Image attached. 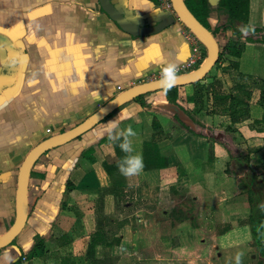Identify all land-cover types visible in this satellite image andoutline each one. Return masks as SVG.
I'll list each match as a JSON object with an SVG mask.
<instances>
[{
    "label": "crops",
    "instance_id": "crops-1",
    "mask_svg": "<svg viewBox=\"0 0 264 264\" xmlns=\"http://www.w3.org/2000/svg\"><path fill=\"white\" fill-rule=\"evenodd\" d=\"M109 1L138 26L170 15L153 0ZM248 13L250 27L264 28V0H248ZM181 28L174 20L156 34L131 37L97 0H0V239L14 221L16 176L27 153L123 91L154 81L159 67L183 63L190 48ZM249 46L257 55L264 42H244L239 58L220 64L234 61L237 68L215 72L225 92L235 83L251 90L246 84L254 78L264 81L263 55L258 73L242 71ZM208 73L198 82L209 83ZM164 90L125 102L33 161L25 180L26 222L0 250V264H237V256L239 264H264L245 224L248 188L261 197L264 133L246 124L233 129L227 116L189 113L178 99L180 110L167 103ZM254 101L249 117L258 120L262 110ZM174 110L185 119H175ZM114 120L117 132L131 126L137 133L133 154L144 162L137 176L118 171L125 153L104 133ZM35 236L43 254L28 259Z\"/></svg>",
    "mask_w": 264,
    "mask_h": 264
},
{
    "label": "trees",
    "instance_id": "trees-1",
    "mask_svg": "<svg viewBox=\"0 0 264 264\" xmlns=\"http://www.w3.org/2000/svg\"><path fill=\"white\" fill-rule=\"evenodd\" d=\"M182 3L190 16L216 40L218 48H221V51L218 54L219 61L222 54L230 58H239L244 49V43L239 41L242 36L239 32L233 30L232 23L240 24L241 29L248 26V0H218L214 7L209 6L207 0H182ZM210 14H215L217 18L222 15L224 17V22L219 23L217 21V23L212 26L208 19ZM226 31H231L232 34L238 38L237 41L226 40ZM257 32L258 30L254 29L253 34L244 36V41L248 43L264 42V37H254ZM215 66H217V64ZM236 68L237 63L231 61L227 68L221 70L227 72L229 69ZM221 88L220 82L217 79L212 78L207 84L195 82L188 85L165 89L164 97L167 103L180 110L183 109L177 105L176 102L178 99L183 100L186 106L190 108L189 113L196 114L203 110L210 115L227 116L233 129L241 124H246L250 130L264 133V81L261 79H255L252 83L251 90H246L243 85L238 83L233 84L227 92H223ZM253 93L257 94L254 104L262 110L261 118L258 120H252L249 117V104L253 99ZM138 98L140 97L135 99ZM185 113L187 112L185 111ZM174 118L178 120L176 115H174ZM151 128L154 131L152 141L156 143L158 139H156L154 133L156 132L158 125L153 118L151 121ZM261 142V148L264 149V138ZM261 187L262 192L260 202L259 198H254L249 188L247 190L249 214L245 219V224L248 227L251 238L250 247L264 257V244L261 240V225L264 220V181H262ZM69 190L70 188L67 187V191ZM33 241V246L26 254V258L28 259L37 258L43 254L41 239L35 236ZM90 247H92V245ZM20 259L21 257L18 258V262Z\"/></svg>",
    "mask_w": 264,
    "mask_h": 264
},
{
    "label": "water",
    "instance_id": "water-1",
    "mask_svg": "<svg viewBox=\"0 0 264 264\" xmlns=\"http://www.w3.org/2000/svg\"><path fill=\"white\" fill-rule=\"evenodd\" d=\"M169 2L174 15H169L153 26L147 27L138 26L130 22L113 7L109 0H97L101 12L115 25V27H117V29L131 37H145L156 34L163 30L165 27L169 26L175 20V18H177L178 22L186 27V29L202 45L205 55L204 60L196 69L192 70L189 73L177 76L175 82L171 87H178L195 83L203 79L206 73L216 64L219 50L216 40L207 30L201 27L193 18L192 19L194 20V23L190 22L189 19L185 17L181 9L184 8L182 0H169ZM207 2L209 6L214 7L216 6L218 0H207ZM171 87H168L166 85L164 79H157L154 81L136 85L130 89L123 91L122 93L111 99L104 106H102L100 109L95 111L93 114H91L76 126L62 133L50 136L36 144L27 153L18 168L15 189L14 221L11 229L0 239V249L7 247L25 225L27 218V210L25 206V180L28 176L31 165L36 158H38L48 150L65 145L68 142L78 138L89 129L94 127L102 119L107 117L115 109L123 105L125 102L147 93L161 91ZM171 106L168 104H159V107L161 109L173 110V107ZM174 113L180 119H185L181 111L174 110Z\"/></svg>",
    "mask_w": 264,
    "mask_h": 264
},
{
    "label": "clouds",
    "instance_id": "clouds-1",
    "mask_svg": "<svg viewBox=\"0 0 264 264\" xmlns=\"http://www.w3.org/2000/svg\"><path fill=\"white\" fill-rule=\"evenodd\" d=\"M242 35L247 36L254 33V28L245 26L241 30ZM177 68L174 65H169L162 71V78L165 80L166 85L171 87L177 78ZM117 122L108 121L104 129V133L107 134L108 139L112 141H120L119 148L125 153V156L118 162V171L124 177H133L141 174L144 169L143 157L139 154H133L134 148L132 144V137H135L137 133L132 129L131 126L126 129L117 132ZM240 257L237 256V264H239Z\"/></svg>",
    "mask_w": 264,
    "mask_h": 264
},
{
    "label": "rangeland",
    "instance_id": "rangeland-1",
    "mask_svg": "<svg viewBox=\"0 0 264 264\" xmlns=\"http://www.w3.org/2000/svg\"><path fill=\"white\" fill-rule=\"evenodd\" d=\"M249 14V13H248ZM172 15H174V12H173V14ZM208 19H209V21H210V24L213 26V25H215V23H217V21L219 22V23H223L224 22V17L221 15V16H219L218 18H217V16L215 15V14H210L209 15V17H208ZM175 20L178 22V20H177V18H175ZM179 23V25L182 27L181 28V32L182 33H187V29H186V27L185 26H183L180 22H178ZM247 25L249 26V24H248V19H247ZM232 26H233V30L235 31V32H239L240 34H241V36H242V38H240L239 39V41L240 42H242V43H244L245 41H244V35H242V33H241V28H240V24H238V23H232ZM254 29L255 30H258V32L257 33H255V38H261V37H264V28H255L254 27ZM225 33H227L229 36H228V39L226 38V40H228V41H230V39L232 38L233 39V41H237V37L235 36V35H233L232 34V32L231 31H226ZM244 41V42H243ZM245 43H248V42H245ZM263 43V42H262ZM250 44H253V43H250ZM218 50H219V53H220V51H221V48H218ZM258 53L259 54H257L256 55V51H255V49L254 48H252V47H246L245 48V52H244V54H243V64H242V71L243 72H246V73H250L251 74V72H259L260 70H259V61H258V57L260 56V55H263L264 56V48L263 49H258ZM256 55V56H255ZM252 56H255V58H252ZM226 59V56H224L223 54H222V57H221V59H220V61L218 60V58H217V61H216V64H217V69L215 68V70H212V72H207L208 73V76L205 78V80L206 79H210V81H211V79L212 78H215L214 76V74H215V72L217 73L219 70H221V67H220V64H223V63H225L224 62V60ZM218 62V63H217ZM254 63H255V65H254ZM215 64V65H216ZM214 65V66H215ZM213 66V67H214ZM229 65H227L225 68H227ZM213 67L211 68V69H213ZM224 69V68H223ZM233 69H229V70H227V73H229L230 71H232ZM210 71V70H209ZM207 75V74H206ZM205 77V76H204ZM216 79V78H215ZM257 79V78H256ZM218 80V79H217ZM255 80V78L253 79V81ZM219 81V80H218ZM224 82H225V79L223 80ZM253 81L251 82H249V84H246V85H248V86H251L252 87V83H253ZM220 82V81H219ZM220 85H221V82H220ZM222 91L223 92H225V90L223 89V86H222ZM256 98H257V94H255V96L253 97V99L254 100H256ZM254 115V113H252V116ZM262 190H261V188H259L258 189V192H261ZM259 202H260V198H259Z\"/></svg>",
    "mask_w": 264,
    "mask_h": 264
},
{
    "label": "built area",
    "instance_id": "built-area-1",
    "mask_svg": "<svg viewBox=\"0 0 264 264\" xmlns=\"http://www.w3.org/2000/svg\"><path fill=\"white\" fill-rule=\"evenodd\" d=\"M156 6L165 11L166 13L172 15L173 10L171 8L169 0H153ZM184 41L189 45L190 54L188 58L181 64L175 66L177 68V76L191 72L194 67L198 64H201L203 56L205 55L204 48L197 41V39L187 30V33L183 35ZM166 67H159L150 78L163 79L162 71ZM46 134H49V130L45 131ZM24 259V258H23Z\"/></svg>",
    "mask_w": 264,
    "mask_h": 264
},
{
    "label": "bare ground",
    "instance_id": "bare-ground-1",
    "mask_svg": "<svg viewBox=\"0 0 264 264\" xmlns=\"http://www.w3.org/2000/svg\"><path fill=\"white\" fill-rule=\"evenodd\" d=\"M185 17L189 19L190 22L194 23V20L192 19V17L185 11L184 8H181Z\"/></svg>",
    "mask_w": 264,
    "mask_h": 264
}]
</instances>
